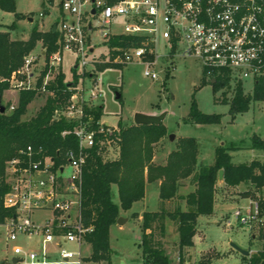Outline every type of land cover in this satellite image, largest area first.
Segmentation results:
<instances>
[{
    "label": "built area",
    "instance_id": "built-area-1",
    "mask_svg": "<svg viewBox=\"0 0 264 264\" xmlns=\"http://www.w3.org/2000/svg\"><path fill=\"white\" fill-rule=\"evenodd\" d=\"M263 12L264 0H60L59 19L54 24L57 50L48 56L30 52L7 80L16 88H36L43 69L38 75L35 70L38 55H42L46 68L40 87L43 92L58 74L65 52L76 54L80 67L88 64L86 54L94 50L91 33L97 32L108 47L109 63L143 64V74L152 79H158L161 71H172L176 61L193 58L207 78L227 75L242 84L246 79L255 81L264 77ZM122 38L131 39L123 45ZM113 39L117 42L110 44ZM92 75L91 85L75 88L65 109L56 111V116L77 122L73 129L62 131V136L74 135L77 146L64 150L60 162L41 148L27 146L6 164L9 187L3 206L12 209L13 215L3 225L8 240L14 242L11 253L17 261H86L82 247L89 229L80 220L78 183L90 151L104 145L111 150L109 136L117 129L102 117L93 126L92 117L82 110L83 103L96 105L89 102L101 96L98 78ZM36 211L50 215L36 222L32 217ZM257 223H264L260 203L250 199L225 224L251 229ZM19 236L28 246L15 243ZM33 238L38 240L36 248L29 247ZM71 243L76 250L66 247Z\"/></svg>",
    "mask_w": 264,
    "mask_h": 264
},
{
    "label": "trees",
    "instance_id": "trees-1",
    "mask_svg": "<svg viewBox=\"0 0 264 264\" xmlns=\"http://www.w3.org/2000/svg\"><path fill=\"white\" fill-rule=\"evenodd\" d=\"M50 2L52 0H49ZM0 9L13 12L15 21L0 30V99L8 88V78L12 71L19 68L25 56L32 52L37 43L41 42L48 56L56 51L57 32L53 31V23L47 31L33 27L27 39H12L10 32L15 29L16 20L22 18L15 11V0H0ZM260 19L264 25V12ZM131 38H122L125 45ZM115 39L110 41L114 44ZM135 43L138 44L137 40ZM103 65L101 68H106ZM89 74V73H88ZM171 71H165V78ZM42 75L37 80L36 88L23 90L19 94L17 106L10 112H0V224L13 215V210L3 206V196L8 190L6 164L9 160L19 157L20 150L27 146L35 150L42 149L45 154L52 155L58 162L62 161L61 153L67 148L77 146L74 135L62 136V131L71 130L77 122L64 116H56V111H63L74 93V85L64 81L62 72H58L54 80L45 86L47 93L43 105L29 119L23 120L27 105L40 91ZM214 81L212 82V80ZM209 83L213 93L223 91L222 102L229 104V113L247 111L252 101H264V77L254 81L251 93L244 91L241 82L231 80L229 76L216 75L207 78L202 74V84ZM230 97H226V92ZM102 104L88 105L83 103L85 115L92 117L94 126L103 115ZM189 119L193 123H219V114L201 112L195 101H192ZM167 133L163 123L124 125L117 123V129L109 136L111 150L104 145L101 149H92L83 168L79 186L80 220L84 228L89 229L84 234L86 244L90 245L89 258L95 262L110 261V228L117 221L120 211L130 210L133 204L144 197L147 183H158L160 208L156 211H144L141 217V249L146 264H171L164 244L155 239L165 235L167 218L176 225L178 234V264H193L186 262L184 250L194 246L196 224L199 215H211L214 209L215 185L218 173L223 171L222 180L226 186H236L250 183L254 187L253 199L260 203V214L264 216V198L259 195L264 187V162L252 160L249 163L232 162L230 151L237 146L219 145L214 151V161L210 165L197 163L198 144L192 137L181 138L177 147L171 150L163 164L155 163L153 158L155 146ZM106 146V147H105ZM110 147V146H109ZM251 148L264 151V140L258 135L251 136ZM109 150V151H108ZM190 177L195 185L193 191L179 195L180 181ZM116 186L119 202L112 200V187ZM258 193V194H257ZM177 199V205L169 210L167 204ZM180 200L186 204L182 209ZM259 235L264 238V223L259 227ZM204 264V263H202ZM248 264H264V249L251 254Z\"/></svg>",
    "mask_w": 264,
    "mask_h": 264
},
{
    "label": "rangeland",
    "instance_id": "rangeland-1",
    "mask_svg": "<svg viewBox=\"0 0 264 264\" xmlns=\"http://www.w3.org/2000/svg\"><path fill=\"white\" fill-rule=\"evenodd\" d=\"M60 0H15V11L22 14V18L16 20L15 29L11 30L12 39H27L33 27L40 31H47L51 24L59 19ZM42 13V15H40ZM29 18H32L31 21ZM120 20V18H117ZM15 21L14 13L0 9V30ZM94 24L96 22L93 21ZM91 40L94 50L86 54L88 64L83 68L78 65L77 56L74 53L65 52L59 71L64 75L65 82H71L75 88L89 87V76L98 78L101 96L98 100L89 103H98L103 106L102 121L117 126L121 121L124 125L133 124L136 112L160 113L166 110L167 114L163 124L167 129L166 136L155 146L154 162L163 164L166 155L177 147L181 138L192 137L198 144L197 163L210 165L214 161V151L219 145L237 146V150L230 151L232 162L248 163L252 159L264 161V151L251 148V136L258 135L264 140V101H252L247 111L232 116L229 113V104L222 102L223 91L213 93L209 83L202 84V68L193 58L178 60L174 64L171 74L165 78V72L161 71L158 79H152L143 74L144 65L140 63H127L113 65L108 62V47L102 43L99 33L92 32ZM92 44V45H93ZM34 53L45 54L41 42H38ZM36 67V75L43 67L42 55ZM105 62V63H104ZM107 65L106 68H101ZM76 66V67H75ZM39 72V73H38ZM89 73V74H88ZM0 77V81H1ZM246 93H251L254 80L243 81ZM27 87L16 88L8 81V88L1 96V102L6 112L16 107L19 94ZM120 94L116 98V93ZM47 93L37 90L36 97L27 105L22 119L32 117L43 105ZM226 97H230L227 91ZM197 108L206 114H219V123L198 124L193 123L188 114L192 101ZM174 135L170 140L169 136ZM68 171V167L66 168ZM218 179L215 185L214 211L211 215H199L196 224V234L193 238V247L184 250V258L193 264H248V257L259 250L264 249V238L259 235L261 223H257L249 229L240 225L227 226L226 219L232 220V213L243 204H235L238 198L253 199L254 187L250 183H242L240 187L233 189L225 187ZM195 185L190 177L180 181L179 195H186L193 191ZM158 183L145 185L144 197L135 202L130 210L120 211L125 218L120 224L115 223L110 228V247L112 253L110 261L99 262L87 259L84 264H146L141 249V219L138 218L141 211H156L160 208ZM259 195L264 198V187ZM112 200L119 202L116 186L112 187ZM182 209H186L184 201L180 200ZM178 201L171 200L167 208L172 210ZM219 205V206H218ZM222 205V206H221ZM142 214V213H141ZM48 211H36L33 219L38 222L49 216ZM264 219V216H262ZM155 239L164 244L167 256L171 264H178V234L175 223L167 218L165 235L160 237L155 234ZM27 241L19 236L15 243L26 247ZM29 245L38 246V240H29ZM14 242L8 240L4 225L0 224V261L1 264H26L12 260L11 247ZM231 243L248 250L247 256L242 255ZM69 249L76 250L74 244H67ZM91 248L84 244L82 254L89 258ZM150 264V263H149Z\"/></svg>",
    "mask_w": 264,
    "mask_h": 264
},
{
    "label": "water",
    "instance_id": "water-1",
    "mask_svg": "<svg viewBox=\"0 0 264 264\" xmlns=\"http://www.w3.org/2000/svg\"><path fill=\"white\" fill-rule=\"evenodd\" d=\"M32 18H29V20L31 21ZM53 31H55V26H53ZM76 67V66H75ZM214 80H212L213 82ZM73 85V83H69L68 86ZM116 98L120 97V94L117 92L116 93ZM5 111V107L3 106L1 99H0V112L3 113ZM167 114L166 110H162L160 113H155V112H150V113H144V112H136L134 114V119L133 122L136 125H144V124H161L163 123V120L165 118ZM174 137V135H170L169 139L171 140ZM222 174L223 171L220 170L218 173V179H222ZM125 218L119 216L117 218L116 223L120 224L122 221H124ZM231 245L238 250L242 255L247 256L249 254L248 250L242 249L240 247H238L235 243H231ZM14 262H16V259L13 260Z\"/></svg>",
    "mask_w": 264,
    "mask_h": 264
},
{
    "label": "crops",
    "instance_id": "crops-1",
    "mask_svg": "<svg viewBox=\"0 0 264 264\" xmlns=\"http://www.w3.org/2000/svg\"><path fill=\"white\" fill-rule=\"evenodd\" d=\"M52 25V24H51ZM231 154V153H230ZM231 159H232V155H231ZM252 160H258V159H252ZM252 160H250V161H252ZM249 161V162H250ZM259 161H261V160H259ZM248 162V163H249ZM261 162H264V161H261ZM234 163V162H233ZM221 183H224L223 182V180H222V182ZM242 184V183H241ZM241 184H239V185H236V186H226L225 184V187H229V188H233V189H236V188H238V187H240V185ZM258 194V193H257ZM249 198H238V199H236V200H234V203L235 204H243V203H245L242 207H245L248 203H249ZM214 205H216V204H214ZM219 206V205H218ZM222 206V205H221ZM213 211H214V209H213ZM144 212V210L143 211H141L140 212V214H139V217L138 218H140L141 219V217H142V214L141 213H143ZM113 226V225H112ZM30 243V242H29ZM194 244H195V242H194ZM28 246V245H27ZM29 247H33V246H31V244L29 245ZM35 248V247H34ZM14 259H16V261H17V258L15 257V256H13L12 255V260H14ZM0 264H1V261H0Z\"/></svg>",
    "mask_w": 264,
    "mask_h": 264
}]
</instances>
